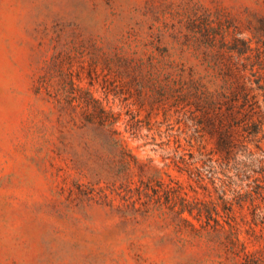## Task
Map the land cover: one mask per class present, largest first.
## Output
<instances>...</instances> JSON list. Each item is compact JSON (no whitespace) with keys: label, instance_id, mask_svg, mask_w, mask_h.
<instances>
[{"label":"rangeland","instance_id":"374dc122","mask_svg":"<svg viewBox=\"0 0 264 264\" xmlns=\"http://www.w3.org/2000/svg\"><path fill=\"white\" fill-rule=\"evenodd\" d=\"M261 18L264 0H0V264H226L216 188L165 167L177 144L151 136L167 102L154 78L214 81L223 35L256 47ZM101 107L143 127L125 133L131 156ZM140 163L187 182L181 230Z\"/></svg>","mask_w":264,"mask_h":264},{"label":"trees","instance_id":"16d2710c","mask_svg":"<svg viewBox=\"0 0 264 264\" xmlns=\"http://www.w3.org/2000/svg\"><path fill=\"white\" fill-rule=\"evenodd\" d=\"M249 26L258 46H252V37L242 36V27L236 30L234 48L228 46L223 35L222 46L216 50L214 81L187 78L181 72L154 78L158 93L166 95L167 102L172 98L176 111L170 113L164 105L167 102L160 104L165 108L164 121L157 124L151 136L164 135L167 145L172 140L177 144L165 167L188 172L194 181L195 176L201 182L209 178L208 183L216 188V237L226 264H264V71L260 70L264 69V48L260 44H264V19L256 25L249 21ZM100 115L103 127L119 135L124 153L131 156L133 147L125 133H136L143 127L128 122L124 130H119L111 109L101 107ZM172 120L179 124L176 134L162 129V123ZM153 128L148 127V131ZM183 139L190 153H185ZM212 140L215 146L209 147ZM139 167L148 170L149 183L155 182L151 186L155 198L164 197L169 202L181 230V221L187 220L185 212H194L193 203L183 192L187 182L171 174L169 180L165 179L162 169L152 163H140ZM133 182L131 173L121 181Z\"/></svg>","mask_w":264,"mask_h":264}]
</instances>
